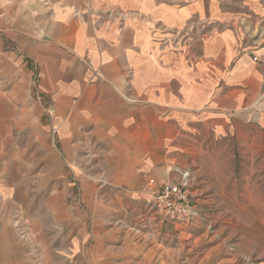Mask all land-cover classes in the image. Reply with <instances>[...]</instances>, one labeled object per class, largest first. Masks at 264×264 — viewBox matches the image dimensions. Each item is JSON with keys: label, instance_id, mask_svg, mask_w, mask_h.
Instances as JSON below:
<instances>
[{"label": "crops", "instance_id": "crops-1", "mask_svg": "<svg viewBox=\"0 0 264 264\" xmlns=\"http://www.w3.org/2000/svg\"><path fill=\"white\" fill-rule=\"evenodd\" d=\"M42 1L0 0V264H180L145 193L195 144L264 139V0ZM26 124L33 189L65 193L32 214Z\"/></svg>", "mask_w": 264, "mask_h": 264}, {"label": "rangeland", "instance_id": "rangeland-1", "mask_svg": "<svg viewBox=\"0 0 264 264\" xmlns=\"http://www.w3.org/2000/svg\"><path fill=\"white\" fill-rule=\"evenodd\" d=\"M1 1L10 3V0ZM45 1L42 7L47 4ZM11 134L10 152L16 150L17 142L24 147L25 174L18 180L14 174L17 158L10 159L7 197L22 204L10 209L14 213L20 208L31 212L40 207L28 202L33 198H63L64 191L32 187V158L26 149L31 141L32 125L26 124L23 129L14 127ZM192 145L190 142L189 146ZM195 146L196 151L180 153V178L164 184L177 187L170 200L180 206V221L156 204L155 197L162 186L145 193L146 201L155 211L166 221L178 223L191 236L188 241L180 240V244L189 243L180 252V264H264V139L257 137L249 143L204 142L200 143L202 150L198 144ZM39 178L42 181L47 175L41 173L36 176L37 181Z\"/></svg>", "mask_w": 264, "mask_h": 264}, {"label": "built area", "instance_id": "built-area-1", "mask_svg": "<svg viewBox=\"0 0 264 264\" xmlns=\"http://www.w3.org/2000/svg\"><path fill=\"white\" fill-rule=\"evenodd\" d=\"M157 196L155 197L156 204L163 208L165 211H170L177 220L180 221V206H176V203L171 202L170 197L177 191V187L171 185H164L160 188Z\"/></svg>", "mask_w": 264, "mask_h": 264}]
</instances>
